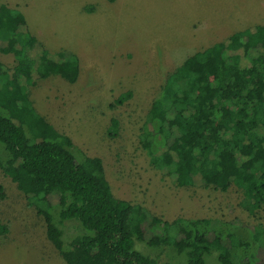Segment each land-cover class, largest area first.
Returning a JSON list of instances; mask_svg holds the SVG:
<instances>
[{"label": "rangeland", "instance_id": "obj_1", "mask_svg": "<svg viewBox=\"0 0 264 264\" xmlns=\"http://www.w3.org/2000/svg\"><path fill=\"white\" fill-rule=\"evenodd\" d=\"M5 7L20 11L17 21L28 27L29 45L37 40L49 51L65 49L79 57L76 69L69 61L42 56L43 74L29 83L30 99L42 117L72 139L77 158L86 154L103 166L114 196L137 206L125 225L137 249L159 261L187 263L170 243L146 244L149 229L142 228L138 217L145 208L163 220L212 218L224 237L249 240V247L236 250L264 263L263 245L256 240L264 238V209L257 203L240 204L245 184L218 185L215 177H207L205 185L178 186L153 165L149 142L139 140L146 114L161 111L158 96L166 76L176 66L184 74L198 71L191 60L196 50L264 24V0H0V8ZM18 55L0 52V63L10 70ZM11 77L16 91L7 108L18 118L15 101L24 93L18 76ZM8 86L6 78L1 87ZM127 90L131 97L116 104L114 99ZM191 140L190 134L182 137L188 144ZM181 144L176 146L179 153ZM6 158L0 146V160ZM24 173L22 166L8 171L0 166V223L7 227L0 234V264H66L46 236L43 216L17 188ZM60 226L65 245L83 232L74 220ZM205 261L219 264L217 252Z\"/></svg>", "mask_w": 264, "mask_h": 264}, {"label": "trees", "instance_id": "obj_2", "mask_svg": "<svg viewBox=\"0 0 264 264\" xmlns=\"http://www.w3.org/2000/svg\"><path fill=\"white\" fill-rule=\"evenodd\" d=\"M19 13L14 7L0 8V52H19L10 70L0 63V146L7 153L0 166L5 171L15 165L24 168L17 188L43 216L46 236L66 264H170L136 248L125 225L137 206L114 196L103 166L86 154L77 158L72 139L34 108L28 86L43 74L42 56L69 61L76 69L79 57L65 49L51 52L37 40L29 45L32 35L24 21H17ZM191 60L198 71L184 74L176 66L166 76L158 96L161 111L146 114L139 140L149 142L153 165L178 186L205 185L207 177H215L218 185L245 184L240 204L257 203L264 209V24L198 49ZM12 73L24 93L15 101L18 118L7 108L16 91ZM6 78L9 86L3 89ZM131 95L127 90L114 102L122 104ZM185 134L192 136L190 144L182 141ZM138 217L142 228L149 229V247L170 243L186 264H206L212 252H217L219 264H264L236 250L249 247V240L224 237L212 218L163 220L145 208ZM68 219L77 221L83 232L65 245L60 224ZM6 232L0 223V234ZM256 240L264 250V238Z\"/></svg>", "mask_w": 264, "mask_h": 264}]
</instances>
